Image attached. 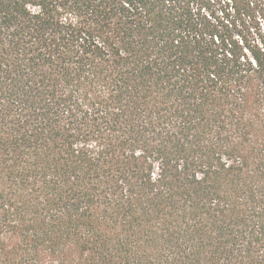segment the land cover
I'll use <instances>...</instances> for the list:
<instances>
[{"label":"trees","instance_id":"trees-1","mask_svg":"<svg viewBox=\"0 0 264 264\" xmlns=\"http://www.w3.org/2000/svg\"><path fill=\"white\" fill-rule=\"evenodd\" d=\"M0 264H264V0H0Z\"/></svg>","mask_w":264,"mask_h":264}]
</instances>
